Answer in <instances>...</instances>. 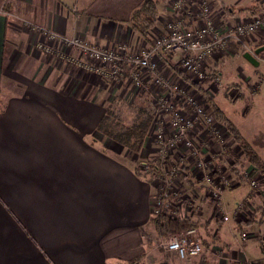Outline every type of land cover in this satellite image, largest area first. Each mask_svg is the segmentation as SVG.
<instances>
[{
    "label": "crops",
    "instance_id": "1",
    "mask_svg": "<svg viewBox=\"0 0 264 264\" xmlns=\"http://www.w3.org/2000/svg\"><path fill=\"white\" fill-rule=\"evenodd\" d=\"M142 1L0 0V264L159 262L156 258L155 263L150 261L143 235L144 230H154L156 182L133 171L132 163L140 154L113 143L96 126L115 96L132 101L144 91L152 100L160 87L153 85L146 73L141 74L142 86H136L127 75L122 80H104L74 63L71 57L77 53L73 48H62L56 40L21 24L28 20L44 30L78 36L100 48L114 49L125 43L135 52L165 32L170 11L166 6L170 0L159 2L156 23L144 39L127 22ZM236 1L212 0V16L219 22L225 13L229 23L237 12L240 17L246 13H239L240 8H264V0H244L240 5ZM252 39V44L243 48L229 40L225 49L204 59L202 69H216L221 74L222 67L233 60L241 69L239 59L245 58V52L257 61L250 63L259 65L261 51L255 53V49L264 44L262 31ZM45 45L57 51H46ZM155 61L159 74L176 79L198 101L204 98L202 90L208 95L212 89L211 83L192 85L176 63L177 54H159ZM205 106L210 108L207 101ZM155 116L166 118L160 110ZM214 129L224 141L222 154L215 135L202 124L195 138L205 144V158L213 153L217 165L241 163L246 178L228 171L232 184L223 193L237 190L240 194L233 198L245 199V206L223 220L210 200L196 198L203 211L187 210V215L199 221L197 231L202 230L207 249L194 263L264 264V216L258 211L264 204V179H259L260 190H252L248 178L256 179L260 173L245 160L230 133H224L223 138L226 130L219 124ZM150 139L148 133L142 149L146 156H155ZM255 153L264 162L263 154ZM125 157L128 160L124 161ZM191 175L198 177V172ZM177 184L185 190L197 187L192 177ZM243 184L247 188L242 191ZM234 229L249 233V238L245 242L230 239Z\"/></svg>",
    "mask_w": 264,
    "mask_h": 264
},
{
    "label": "built area",
    "instance_id": "2",
    "mask_svg": "<svg viewBox=\"0 0 264 264\" xmlns=\"http://www.w3.org/2000/svg\"><path fill=\"white\" fill-rule=\"evenodd\" d=\"M176 1L172 4H175ZM180 5L181 0L175 4L176 7ZM210 11L209 2L204 1L198 15L199 17H205L206 20L202 25L196 27L187 25L183 19L184 16L179 17V19L178 17L171 19L167 22L164 33L159 34L152 39L149 45L143 46L135 52H131L125 43L118 44L115 50L98 48L78 36L68 37L39 27H32L41 33H45L46 36L44 37L56 40L62 48H77L80 54L71 57L74 63L104 80H119L123 77L125 71H128L127 75L133 83L136 86H142L141 74L146 73L150 75L152 84L154 83L153 85L160 87L161 91L151 100L155 111L160 110L166 116L164 119L154 118V120L156 119L153 128H156L157 154L152 162L142 160L141 165H139L140 171L148 177L160 178V182L156 183L157 194L152 205L153 216L160 212L172 217L175 216V211H172L170 207L172 203L171 196L176 195V192H173V186L176 177L182 173L181 168L185 166L181 161L187 150L196 157L195 161L190 160L191 156L185 158L188 161L186 166L192 172H200L202 168H206L203 145H197L195 142V134L199 131V124H208L209 126L205 125V128L209 132H213L214 135L216 131L214 129V115L206 110V106H201V102L195 97L187 94L175 80L166 79L159 74L155 57L159 54L170 56L177 54L176 63L187 73L188 77L202 78L204 74L201 66L205 58L218 50L225 49L224 47L227 46L228 41L231 40L230 38L249 34L257 28H264V17H255L249 22L235 24L233 27L228 24L216 26L209 19ZM193 12L188 10L183 13L188 15L194 14ZM52 47L45 45V50L57 51L55 50L56 47ZM68 59L70 60V58ZM179 105H181V108L178 107ZM186 110L189 114H185ZM215 137L218 142L221 141L222 143L220 144L222 153L224 142L219 138V135H215ZM170 156L174 161L168 160ZM211 174L208 170L198 185L205 190L212 189L210 196L212 197L211 194H213V199H210L215 209H218L221 213L222 219L227 220L228 216L222 214L220 200L223 197V191L229 188L232 182L223 176L215 181L212 179ZM250 185L251 187L255 186L256 181L251 179ZM244 206L245 199L237 201L233 214L243 209ZM247 238L246 232L240 233L241 241ZM160 246L165 252L178 260L196 257L204 250L203 239L196 227L169 236L160 242ZM238 264L257 263L246 261Z\"/></svg>",
    "mask_w": 264,
    "mask_h": 264
},
{
    "label": "rangeland",
    "instance_id": "3",
    "mask_svg": "<svg viewBox=\"0 0 264 264\" xmlns=\"http://www.w3.org/2000/svg\"><path fill=\"white\" fill-rule=\"evenodd\" d=\"M174 1L175 0H170L169 3H167V5H166V6H169V8H170V11H168L169 16L166 17V24H167V22H169L173 18L178 17V19H179V17L184 16L183 19L187 25H189L190 27H196V26L202 25L206 20L205 17H203V16L199 17V15H198L199 10L201 9V4L204 1L209 2L210 6H211V10H212V5H211L212 0H181V5L178 7H176L175 4L179 0H177L175 2V4H172V3H174ZM244 2H245L244 0H237L235 4L240 5V4H243ZM254 7L255 6L252 5L251 7L249 6V7H245V8H240L241 10H239V13L240 12L243 13V11H246V13H244V15L240 17L238 12H237V14H235V16H233V17L231 16L232 18H230L229 23H226L227 21H225V19H226L225 13H222V16H221L222 19H221V21L219 20V22H218L217 19L215 18V16H212L211 11H210L209 19L216 26H222L223 24L226 23L230 27H233L235 24L249 22L255 17H264V8H260L259 10H255ZM188 10L192 11V12L194 10V12H193L194 14L184 15L183 12L188 11ZM22 23H23V26L37 27V24L30 22L28 20H21V24ZM33 29H35V28H33ZM35 31H36V29H35ZM261 31H262V35L264 36V28H257L256 30H254L253 32H251L249 34H244L241 36L232 37L230 39L237 41L238 45L241 44L242 48H243L246 45L252 44V42H253L252 37L257 32H261ZM41 36H46V34L42 33ZM261 41H264V39H262ZM227 45H228V43H227ZM226 47L227 46H225L224 48H226ZM98 48H100V47H98ZM116 48H114V50ZM242 48H240V49L238 48V49L241 51ZM73 50L75 53H77L76 56H78L80 54L79 50L77 48L76 49L73 48ZM218 51H216L214 54H216ZM240 51H239V53H240ZM257 56L262 60V62H260L259 65L252 64L246 58L240 57L239 62L241 63V69H238L236 67V65H235L236 61L233 60V62L229 63V65L227 67H222L221 74H219V72L216 69L205 70V69H202V66H201V69L203 70V74H204V76L202 78H196V79L190 78V77L189 78L187 77V78L189 80H191L190 83L192 85H194L193 82H196L195 83L196 85H194L196 87L198 84H201L203 86V84H202L203 82L204 83H211L210 86H212V89H211L212 91L210 90L209 93H211V95L209 93H208V95L214 96L213 99H214L216 105L222 109L225 116L228 119H230L232 121V123L237 127L238 131L241 134L243 142L250 145L247 147H249L253 151L255 150L259 154L260 153L263 154L262 156H264V52L259 53ZM244 59H246L247 62H249V63H247ZM240 63H238V64H240ZM251 68H252V70L254 68V70L251 71ZM237 70H240V71H237ZM128 73H129L128 71L127 72L125 71V74L123 75V77L125 75H127ZM184 73L187 74L185 71H184ZM245 76H249V80L245 81V79H244ZM123 77L121 78V80L123 79ZM126 78H128V77H126ZM241 80H242V82H240ZM175 82H177L176 79H175ZM178 85L181 86L182 89L187 91V88L183 87V85H181V83H178ZM228 91H229V93H228ZM202 94H203L205 99L202 98L199 100V102H201V106L205 107V101L208 102L207 97H209V96L206 95V93L204 91ZM202 100H205V101H202ZM124 101H126V100H124ZM126 102H131V101H126ZM178 107L181 108V105H179ZM120 108L121 107H119V110H120ZM207 108H206V110H209L214 115V124H219V126L222 130L223 129L226 130L224 125L222 123H220V121L217 119V117H216L213 109L211 108V106H210V108L209 107H207ZM150 109L153 112L154 118H156L155 109L152 107L151 102H150ZM127 112H128L127 108L121 109L122 114H127ZM185 114H189V112H187V110H186ZM155 120H154V122H155ZM205 125H208V124L203 123V128L205 127ZM151 126L154 127L155 125L152 124ZM153 127L150 128L151 130L149 131V133L151 134L150 140H151V143H152L153 148H154L153 150L155 151V155H156L157 154L156 150L158 148L157 147L158 145H157L156 137H155L156 128H153ZM199 131H197V132H199ZM227 132L229 133L228 130L223 132V138H224V133L226 134ZM220 134H221L220 132L215 131V135H219V138H221ZM104 137H106V136H104ZM95 138H93V139H95ZM106 138H108V137H106ZM108 139H110V141H112L113 143L121 145V147L126 149L128 152L134 153L133 151L129 150L128 148H126L122 144L118 143L117 141L113 140L112 138H108ZM195 142L197 145L199 144L201 146L202 145L205 146V144L200 143L197 139H195ZM217 144L219 146L222 143H221V141H219V142H217ZM99 145H101V144L99 143ZM101 146H103V145H101ZM224 146L225 145H223V148H224V150H226V148ZM142 150L143 149H141V151L139 153H135V154H140V155L137 157L138 159H136L137 162L132 163V165H133V168L137 167V169L139 170V172L142 176H144L145 178H150L144 172L140 171L141 169L139 168V165H141L140 162L142 160H147L149 162H152L150 160H153L154 155L152 156V155H149V153H148V155L146 156V154H147L146 151L145 150L142 151ZM180 152L183 153L182 150H180ZM189 152H190L189 150L186 151L187 156L185 155L183 157V160L181 161L185 166H183L181 168L182 173L179 174L178 177H176L175 185L173 186V190H174L173 192H176V195L171 196L172 203H171L170 207L172 208V211H175L174 217H177V216L188 217L187 210H193V209H194V211H196L197 214L198 213L200 214L201 210L203 211V208L199 207V204H196V202H198V200H196V198L199 196L203 197L204 201L206 199H208V200H210L211 203H213L211 200V199H213V194H211L212 197L210 196V192L212 191V189L205 190V189H202L198 185L199 181L203 178V175H205V173L208 170L212 173L211 174L212 179L215 181L217 179H219L221 176L228 178V171H230L233 174L241 172L243 178H246L245 173L243 172L241 163H235L232 165L227 164V163H223V166H219L214 161L213 153H210L209 154L210 157L206 158V165H205L206 168H202V170H200V172H198V177H194V175H191L193 172L191 173V170L186 166L188 164L187 163L188 161L185 158L188 156H191L190 160L195 161L196 157H195V155H191ZM128 158L129 157H125L124 161L128 160ZM204 158H205V156H204ZM168 160L171 162L174 161L171 156L168 157ZM207 166H208V168H207ZM185 173L187 174V176L182 177L183 174H185ZM190 177H192L193 183L196 184L197 187H194L196 189L191 188V190L190 189L185 190L183 187L177 186L178 180L183 182V180L186 181V178H190ZM260 178H263V177L259 175L258 178L254 179L256 181V185L252 186V187L250 185L251 177L248 178V184L252 190H256V189L260 190L258 188L259 183H260L259 182ZM151 179H153L156 183L160 182L159 181L160 178H158V177L155 179L154 178H151ZM242 187H243L241 189L242 191L247 188V186L245 184H243ZM238 193L240 194V192H238L237 190H234V191L232 190L229 195H227V193H225V194L223 193V197L220 200V204L222 207V214H225L228 217H232L233 209L235 208L236 202L238 201V200H234L235 198H233V197L239 196ZM156 194H157V189H156L155 197H156ZM188 218H190V217H188ZM194 221H196L200 225L198 220H194ZM183 231L184 230H182V232ZM180 232L181 231H179V232L163 231V232L158 233L155 229L152 231L144 230L143 235L145 238V242L147 243V248L151 254L150 261L155 263L156 261L154 258H156L159 261V262H156V264H164V263H167V264H195L194 261L196 259H198L197 261L201 260L202 258L199 257L200 255L193 258V259L189 258V259H184V260H178L175 257H173L172 255L165 252L164 249L162 248V246H160V242L162 240L167 239L171 235L179 234ZM242 232H244V231H242ZM240 233L241 232H239L238 229H236V230L234 229L233 232L230 233V239L234 240L235 238H239V240H240ZM199 234H201L200 236L203 239L204 248L207 249L206 248L207 247L206 246V239H204L205 237H204V235H202L203 234L202 230L199 231ZM249 235L250 234L247 233L248 238H249ZM247 239L243 240L242 242H245ZM212 248H214V247H212ZM217 254H219V253H217ZM257 264H259V263H257Z\"/></svg>",
    "mask_w": 264,
    "mask_h": 264
},
{
    "label": "trees",
    "instance_id": "4",
    "mask_svg": "<svg viewBox=\"0 0 264 264\" xmlns=\"http://www.w3.org/2000/svg\"><path fill=\"white\" fill-rule=\"evenodd\" d=\"M162 0H143L142 3L134 9L127 19V22L144 39H148V32L154 27L158 17V4ZM262 53L264 52L261 51ZM260 52V53H261ZM196 85L195 83H193ZM202 90L201 87H198ZM203 92V90H202ZM207 100L213 109L217 119L222 123L226 130L242 147L243 155L248 163L255 167L264 179V162L262 159L243 142L237 127L228 119L211 97ZM149 96L146 92L138 93L131 102H126L122 98L115 96L107 105L103 115L99 119L96 130L108 138H112L122 144L134 153H139L143 148L150 127L154 122L153 112L150 109ZM119 107L120 110H119ZM127 108V114H122L121 109ZM153 161V160H150ZM135 174H140L137 167L133 168ZM238 178L243 179L242 173H236ZM260 217L264 216V204L258 209ZM260 221V219H258ZM154 229L160 233L163 231L179 232L191 227H197L199 224L188 217H172L164 212H160L151 219ZM167 264V263H164Z\"/></svg>",
    "mask_w": 264,
    "mask_h": 264
},
{
    "label": "water",
    "instance_id": "5",
    "mask_svg": "<svg viewBox=\"0 0 264 264\" xmlns=\"http://www.w3.org/2000/svg\"><path fill=\"white\" fill-rule=\"evenodd\" d=\"M262 50H264V44L261 45V46H259V47H257V48L255 49V53H258V52H260V51H262ZM243 56H244L247 60H249L250 62H252V63H256V62H257L256 59L254 58V56H252L249 52H245V53L243 54Z\"/></svg>",
    "mask_w": 264,
    "mask_h": 264
}]
</instances>
